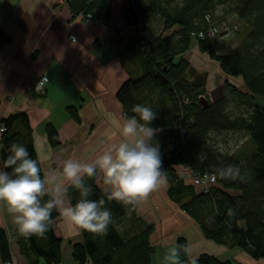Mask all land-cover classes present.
Segmentation results:
<instances>
[{
    "label": "trees",
    "instance_id": "1",
    "mask_svg": "<svg viewBox=\"0 0 264 264\" xmlns=\"http://www.w3.org/2000/svg\"><path fill=\"white\" fill-rule=\"evenodd\" d=\"M58 1H64L74 17L93 19L102 26L110 22V0ZM131 5L139 24H133L131 8L127 9L124 18L129 26H135L136 35L128 40L125 51L142 74L128 79L117 93L124 117L135 115L131 109L136 104H146L157 112L151 127L160 129L154 141L160 145L170 183L169 198L199 225L207 240L231 249L240 248L255 260H264V103L257 100L264 99V0H131ZM217 5L222 6L219 13ZM207 15L231 25L236 24L226 18L235 16L248 27L247 35L231 54L217 53L218 43L214 39H193V33L207 31ZM240 31L239 27L237 34ZM9 39L0 32V47ZM194 44L216 61L224 74L241 78L244 91L226 82L227 93L214 101L207 97V106L201 104L199 96L207 95L205 88H195L185 80L192 69L183 56ZM159 73L167 83L157 76ZM36 93L43 97V93ZM68 112L79 122L75 109L69 108ZM0 128H4L0 142L2 164L12 143L23 144L31 157L37 159L27 113L0 116ZM46 135L52 147L60 145L59 135L51 125L46 127ZM219 136L235 139V144L225 148L226 142H221ZM236 136L246 137L249 146L239 145ZM228 164L239 167L245 179L217 178L207 192L199 191L193 181L186 184L177 171L178 167L189 169L194 178L212 174ZM97 179L98 175L85 177L91 190L89 198L106 199ZM47 199L46 196L44 200ZM68 199L75 204L80 199L79 191L69 187ZM106 207L112 211L115 222L109 226L107 235L80 229L82 241L71 247L74 263L150 264L154 252L150 243L153 227L137 218L136 206L125 207L112 200L106 202ZM58 216L54 210L53 223ZM18 243L27 264L63 262V240L55 234L53 224L45 237L22 235ZM177 244L181 260L188 263L183 253V248H188L186 240L179 238ZM0 259L3 264L12 262L10 240L2 229ZM198 264L235 263L202 254Z\"/></svg>",
    "mask_w": 264,
    "mask_h": 264
},
{
    "label": "crops",
    "instance_id": "2",
    "mask_svg": "<svg viewBox=\"0 0 264 264\" xmlns=\"http://www.w3.org/2000/svg\"><path fill=\"white\" fill-rule=\"evenodd\" d=\"M130 4L131 0H110L111 19L102 26L93 19L74 17L64 1L0 0V32L10 38L0 47V116L28 114L42 174L60 172L69 158L90 162L108 144L121 139L118 124L123 123L124 114L117 93L128 79L142 74L125 51L128 40L136 35L135 26H129L124 18ZM183 57L193 72L207 74V94L217 83L227 93L226 82L244 91L241 78L224 74L196 44ZM43 76L49 82L43 97H38L35 84ZM69 108L76 110L79 122L72 119ZM48 125L59 135L58 147L48 141ZM177 171L186 184H192L189 169L178 167ZM97 185L102 191L106 187L99 170ZM169 188L167 182L136 206L137 218L153 227L150 264H167L165 255L169 248H178L179 238L186 240L190 254L197 258L208 254L235 264H264L263 259L255 260L240 248L207 240L199 225L169 198ZM53 227L63 240L61 264H76L71 247L82 241L81 230L60 214ZM0 229L9 237L12 264H27L18 243L22 235L2 202Z\"/></svg>",
    "mask_w": 264,
    "mask_h": 264
},
{
    "label": "clouds",
    "instance_id": "3",
    "mask_svg": "<svg viewBox=\"0 0 264 264\" xmlns=\"http://www.w3.org/2000/svg\"><path fill=\"white\" fill-rule=\"evenodd\" d=\"M222 9L217 5V12ZM118 124L121 139L108 144L103 152L90 162L77 159L63 161L60 172L48 171L42 175L38 159H33L28 149L19 143H12L9 155L0 166V202L11 214L21 235L45 237L53 224V211L59 212L78 229L107 235L114 217L106 207L107 201L115 200L125 207H135L146 201L150 195L168 182L164 171L162 153L154 137L160 129L151 127L157 112L146 104H136ZM9 169L11 171H9ZM102 173L106 196L90 199V187L85 177L93 178ZM240 180V168L228 164L214 170L205 179ZM69 187L79 191L80 199L72 204L68 199ZM47 200H44L45 197ZM184 255L188 264H198V258L190 254L187 247ZM167 264H185L181 250L169 248L165 255Z\"/></svg>",
    "mask_w": 264,
    "mask_h": 264
},
{
    "label": "built area",
    "instance_id": "4",
    "mask_svg": "<svg viewBox=\"0 0 264 264\" xmlns=\"http://www.w3.org/2000/svg\"><path fill=\"white\" fill-rule=\"evenodd\" d=\"M91 18V16H89ZM207 23L209 24L208 29L206 32H200V33H193L192 37L194 40L197 39H214L217 43L222 42L225 39H232L234 38L237 33L239 32V27L237 25H231L228 23H219L218 21H215L210 17V15L206 16ZM49 82V79L46 76H43L39 78L35 84V91L37 93H44L46 86ZM206 97V95H200ZM4 128H0V132H3ZM211 175L208 173H205L200 176H196L193 178V184L199 188L201 191L207 192L212 186L216 184V180L212 181L211 179L206 180L205 176ZM15 236V234H14ZM4 264H12V262H6Z\"/></svg>",
    "mask_w": 264,
    "mask_h": 264
},
{
    "label": "rangeland",
    "instance_id": "5",
    "mask_svg": "<svg viewBox=\"0 0 264 264\" xmlns=\"http://www.w3.org/2000/svg\"><path fill=\"white\" fill-rule=\"evenodd\" d=\"M225 6V5H224ZM226 20L232 24H236L240 27L241 31L239 34H237L234 38L232 39H225L222 42L218 43L216 46V51L217 53H219L220 55H229L233 52L234 48L238 46V44L245 38V36L247 35L248 32V27L245 25L244 22H241L240 20H238L235 16H229L226 18ZM221 83H217L213 88L210 89L209 94L206 95V98L209 97V99L211 101H214L216 98L222 96L224 93V87L220 88ZM260 103H264V99L260 98L257 99ZM227 137V136H225ZM230 137V135H229ZM227 137L226 139L223 138L222 136H219V140H221V142H226L225 148H229L230 146L235 144V139L229 138ZM235 138H238V142L239 145L240 144H244V146H249V141L246 137L241 138V136H236ZM242 142V143H241ZM199 191L200 189L197 188Z\"/></svg>",
    "mask_w": 264,
    "mask_h": 264
},
{
    "label": "water",
    "instance_id": "6",
    "mask_svg": "<svg viewBox=\"0 0 264 264\" xmlns=\"http://www.w3.org/2000/svg\"><path fill=\"white\" fill-rule=\"evenodd\" d=\"M130 8H131V11H132V20H133V24L135 26H137L139 24V17L138 15L136 14L134 8L132 7V5L130 4ZM163 82L167 83L168 80L165 78V76L161 73H159L157 75ZM206 77H207V74L206 73H196V72H193L192 70H190L186 76H185V80L191 84L194 85L195 88H204L206 86ZM200 103L201 104H204V106H207L208 105V100L206 97L204 96H201L200 97Z\"/></svg>",
    "mask_w": 264,
    "mask_h": 264
},
{
    "label": "flooded vegetation",
    "instance_id": "7",
    "mask_svg": "<svg viewBox=\"0 0 264 264\" xmlns=\"http://www.w3.org/2000/svg\"><path fill=\"white\" fill-rule=\"evenodd\" d=\"M193 71V70H192Z\"/></svg>",
    "mask_w": 264,
    "mask_h": 264
}]
</instances>
